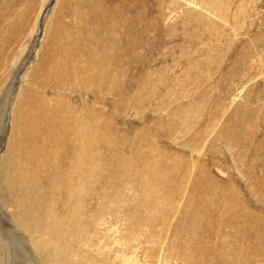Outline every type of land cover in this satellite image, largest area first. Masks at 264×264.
<instances>
[{"label":"rangeland","instance_id":"obj_1","mask_svg":"<svg viewBox=\"0 0 264 264\" xmlns=\"http://www.w3.org/2000/svg\"><path fill=\"white\" fill-rule=\"evenodd\" d=\"M0 264H264V0H0Z\"/></svg>","mask_w":264,"mask_h":264},{"label":"bare ground","instance_id":"obj_2","mask_svg":"<svg viewBox=\"0 0 264 264\" xmlns=\"http://www.w3.org/2000/svg\"><path fill=\"white\" fill-rule=\"evenodd\" d=\"M48 109L44 108V107H41L37 110V113H36V116L33 118V122L31 123V126H32V132L34 134V136H36V133H37V129H36V122H40L42 121L43 118L46 117V113H47ZM36 120V121H35Z\"/></svg>","mask_w":264,"mask_h":264}]
</instances>
